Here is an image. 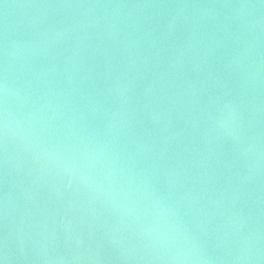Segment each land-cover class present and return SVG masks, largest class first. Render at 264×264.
Listing matches in <instances>:
<instances>
[{
	"label": "water",
	"instance_id": "water-1",
	"mask_svg": "<svg viewBox=\"0 0 264 264\" xmlns=\"http://www.w3.org/2000/svg\"><path fill=\"white\" fill-rule=\"evenodd\" d=\"M2 264H264V0H0Z\"/></svg>",
	"mask_w": 264,
	"mask_h": 264
},
{
	"label": "snow or ice",
	"instance_id": "snow-or-ice-1",
	"mask_svg": "<svg viewBox=\"0 0 264 264\" xmlns=\"http://www.w3.org/2000/svg\"><path fill=\"white\" fill-rule=\"evenodd\" d=\"M0 264H2V262H0Z\"/></svg>",
	"mask_w": 264,
	"mask_h": 264
}]
</instances>
